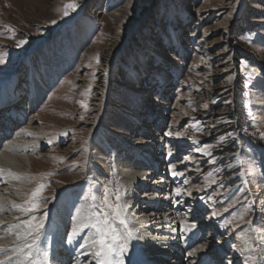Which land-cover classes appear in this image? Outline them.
<instances>
[{
    "label": "rangeland",
    "instance_id": "374dc122",
    "mask_svg": "<svg viewBox=\"0 0 264 264\" xmlns=\"http://www.w3.org/2000/svg\"><path fill=\"white\" fill-rule=\"evenodd\" d=\"M71 2L77 8L64 16V5ZM20 40L25 43L17 47ZM5 53L0 107L10 106L7 112H14L16 122L1 130L0 152L16 141L13 145L21 150L13 151L30 158L31 166L17 175L20 179L0 178V248L10 251L0 254L1 262L42 264L44 259L48 264L59 252L69 264H96L93 230L85 229L72 243L67 237L82 214L99 215L107 187L111 204L120 190V203L127 205L122 218L134 232L125 264H145L136 217L151 211L132 200L145 190L129 188L123 173L127 155L137 159L150 145L155 154L163 153L150 160H163L155 175L166 184L156 183L154 192L160 203L168 197L152 213L176 212L169 219L183 239L192 225L201 230L200 239L182 254L186 264L197 262L203 251H217L213 264H259L264 241V0H0V54ZM38 83L45 89L42 100L16 110L33 97ZM206 144L212 145L206 150L210 155L197 150ZM142 172L148 175L145 167ZM144 180L140 184L149 183ZM15 183L24 185L18 201L24 208L38 185L46 187L34 211L11 219L19 211L10 208L12 191L5 190ZM8 217L16 228L7 225ZM29 220L43 227L28 235L24 222ZM111 224L125 234L118 220ZM25 236L27 242L37 241L28 259L13 252ZM196 247L203 250L199 258L186 255Z\"/></svg>",
    "mask_w": 264,
    "mask_h": 264
},
{
    "label": "bare ground",
    "instance_id": "6f19581e",
    "mask_svg": "<svg viewBox=\"0 0 264 264\" xmlns=\"http://www.w3.org/2000/svg\"><path fill=\"white\" fill-rule=\"evenodd\" d=\"M56 62H54V67H55ZM51 69H53V65L52 66H49V70H47L48 77L51 75L49 73L51 71ZM160 69H161V67H158L157 68V70H160ZM44 90L45 89L42 90V87H41V85L39 83L36 84V85H34L33 86V89H32L33 92L31 93L33 97H28L29 98L28 100L25 99L24 101H21V105H18V108L16 107V110H19V108L21 106L22 107L24 106L25 108H27V107H30V105L36 104V102L38 100L37 98H39V97H40V100H42V97L44 96ZM161 90H162V88H161ZM165 94L166 93H164V95ZM40 100H38V101H40ZM156 100L157 99L154 97V99L152 100V102H156ZM12 103H10V105ZM9 107L10 106H7V107H5L3 109L0 108V110H1V112H0V122H2V126L0 127V145H1V142H3L5 140V139H3V137H1V135L4 134V132L1 131L3 129V127L6 128L8 126V124L11 125V123H12V125H13V123L16 122V120H14V118H12L14 112L9 111L10 114H9V112H7V110L9 109ZM13 108H15V107H13ZM159 108L160 107H157V109H159ZM29 130H30L31 133L34 132L31 129H29ZM20 131H22V130H20ZM23 131H24L23 133H26V131H28V129L25 128V129H23ZM136 140H138V139H136ZM14 143L16 144V141L11 142V143L9 142V144H6L4 146V148H3V150H1V152H0V169L3 170V173L0 174V178L9 176L10 179L13 180L14 179L13 176L8 175L9 172H11V173H13V174H15L17 176V175H20V174L28 173L30 171L29 168L31 166V159L28 158V157H24L22 155H17L13 150H16V151L18 150L19 151V150H21V148H20V146L19 147L18 146L15 147V145H13ZM26 146L27 145H23V144L21 145V147H26ZM135 150H136V148L134 149V151ZM162 154L163 153H161V154L160 153L155 154L153 152L152 146H150V145H148L147 147H145V152L142 155L140 154V157L137 158V159L135 158V156H130V154H129V155H127L128 158H126V161H125V163L127 165V166L126 165L125 166L127 168H125L124 173L123 172L122 173L124 175V178H127L125 180H126V184L128 185L129 188L138 187V189L140 188V189L145 190L144 193L142 191V193H141V195H139V197H136V196L135 197H132V200H136V201L139 200L138 202H142V205L140 207L143 206L142 207L143 210L144 209H147V210L151 211V212L147 213V215H144L143 214L141 216H137L136 217L137 226H138L139 239L142 240V243H144L143 246H145V249H144L145 252H146L145 264H154V262H156L158 260H161V258L164 257V256L165 257H169L168 261H166V264H168V262H171V264L173 262H175L176 264H182V263H185L186 264L187 263V260H186L187 258H185V257L182 258V254H183V252L185 250H188V248L192 247L194 245L195 241L198 238L200 239V231L201 230L200 229H197L196 226H195L194 227L195 228L194 232H192V230L194 228L191 231L188 232V239L187 238L186 239H183V237L180 236L181 235V232H180L181 230L180 229L179 230L177 229L176 231L173 230V226H175V224L173 225L172 224V220L169 219V215L175 214L176 212H170L169 214H167V215L164 214L161 217L158 216V215H160V213H157V214H153L152 213L153 211L157 212V210H158V209H154V207H157L158 208V207H160V204H162V203L163 204L164 203L165 204L168 203V202L165 201L168 198L167 196H165V198H164L165 200L160 203L158 201V196H156V193H155L156 191L154 192V190H156V188H157V184L156 183H160L163 187L166 186V184L163 183L162 180L159 179L160 180L159 182L156 181L158 179H157V175H155L156 172L159 171V167H160L161 161H163V160H158L159 158L156 159V160H153V161L150 160L151 159V157H150L151 155H155V156L159 157V156H162ZM158 163H160V164H158ZM93 165H95L99 169V171H101V172L104 171V168H102L96 162H94ZM143 167H145L147 169L148 175L142 172ZM157 168H158V170H156ZM192 171L193 170H191V172ZM22 177H24V176H22ZM143 178H145V180H147V182H149V183L146 182L147 184H145V185L143 183L140 184V181ZM12 180H10V181H12ZM14 180H16V179H14ZM12 186L13 187H8V189L5 190V191H12V193L8 196V197L12 198L13 201H14L11 204V207L9 206L10 208H14L13 205H18V203H19L18 201H22V199L24 197V194H25V193L24 194L22 193V189H23L22 186H24V185L16 184L15 183L14 185L12 184ZM149 186H150V188H149ZM160 189H165V188H160ZM157 190H159V189H157ZM27 192H28V190L26 191V193ZM143 194H145V196ZM145 198L146 199H149V200H146ZM0 199H2V198H0ZM6 200H8V199H6ZM143 200L144 201H150L151 200L152 202L145 203ZM168 205H171V204L169 203ZM174 206L175 205H171V207H173V209H174ZM1 208L4 209L5 208V204H2L1 205ZM3 209H1V210H3ZM14 209L17 210L16 208H14ZM168 210L169 209H166V211H168ZM17 211H19V210H17ZM174 211H175V209H174ZM21 212L22 211H19V213H14L13 212V215L11 216V219H13V218H19L20 217L19 214ZM176 215H177V213H176ZM180 218L181 217H179L178 219L176 218L177 219V221H176L177 223H180L179 222ZM9 219H10L9 217L6 218L7 225L10 226L12 229L16 228V227H14L16 224L14 225L13 223H11L9 221ZM204 223H208V222L205 221ZM179 225H184V223L181 222V224H179ZM3 226H5V224ZM152 226H154V227H152ZM149 231H151V234H150ZM209 232H210V230H209ZM175 242H181V245L183 247L182 248L177 247ZM260 243L262 244L261 248L263 250V254L262 253L260 254L259 264H264V241L263 242H260ZM2 249H5V248H2ZM172 250H173V252H172ZM202 251L203 250L200 251L196 247L195 249L187 252L188 254H186V255H189V253L194 252L195 255H191V256L189 255L190 258L196 257V256H197L196 258H199V254ZM2 252H4V254H5V252L7 253V252H10V251L9 250L0 251V254ZM13 252H14V250H13ZM216 252L217 251H213V252L211 251V252L205 253V251H203V253L200 255V258L197 260V262L196 261L195 262L193 261V262H190L189 264H213L212 261H210V259H213L216 256ZM8 255H9V253L7 254V256ZM13 258L15 259L14 256H13ZM11 259H12V256H11ZM133 260L135 261V259H133ZM3 261H5V260H3ZM16 262H18V261L16 260ZM18 263H16V264H18ZM43 263H45L44 262V259L42 260V264ZM67 263H68V261H67V258L65 257V255L64 256H58V254L53 253V256L49 260V263L48 264H67ZM3 264H15V262H14V260H9L8 262L3 263Z\"/></svg>",
    "mask_w": 264,
    "mask_h": 264
},
{
    "label": "snow or ice",
    "instance_id": "6c2138e0",
    "mask_svg": "<svg viewBox=\"0 0 264 264\" xmlns=\"http://www.w3.org/2000/svg\"><path fill=\"white\" fill-rule=\"evenodd\" d=\"M77 8V4L75 2L67 3L63 8V15L68 16L70 11H75ZM9 32H14L10 27L8 28ZM12 37H9L11 39ZM25 41L20 40L17 41V47H21ZM5 54H0V64L5 62L6 58ZM99 62V61H97ZM90 92V89H89ZM87 93H81V95H86ZM81 107H86L85 105H81ZM169 133H166L168 135ZM230 135V134H229ZM212 145H204L202 148H198L197 150L202 152L205 155H210L207 152V149H210ZM3 173V170L0 169V174ZM176 175L177 173H173ZM8 175L13 176L14 179H20L19 176L9 172ZM46 185L40 184L38 185L32 192L27 201L29 207L24 208L20 205H13L19 211H23L26 214L28 212L34 211L38 207V199L42 191ZM109 189L105 187L104 196H103V204L104 208L100 211L99 215H97L94 219L90 218L86 213L81 215L79 223L72 227L71 232L68 234V242L72 243L73 240L76 239L81 232L85 229H91L94 232V238L92 240L93 246V257L96 261V264H125V256L129 252V242L134 238V232L132 229L128 228L127 223L122 218L124 212L127 210V205H122L120 203L121 200V192L119 189L115 192V204L109 203ZM181 194V189H176V195L179 196ZM35 219V218H33ZM116 219L119 223L123 224L126 232L125 234H120L116 231V229L112 226L111 220ZM25 227L28 230V235H31L33 231L38 232L40 228L43 227V224L33 225L32 220L25 221ZM195 227V225H192ZM190 230V229H186ZM20 238V237H18ZM25 243L21 245L19 248L14 250V254H23L25 259L31 257L32 251L37 246L36 238L34 237L31 242H27V236L24 237ZM83 247V245H81ZM27 250V251H25ZM0 251H4V249H0ZM47 254L45 253V256ZM189 255H195L194 252L189 253ZM10 259V257H9ZM3 264V262H0ZM20 264H23L21 261ZM31 264H39V261L32 260Z\"/></svg>",
    "mask_w": 264,
    "mask_h": 264
}]
</instances>
